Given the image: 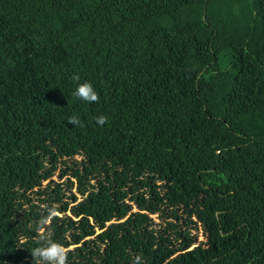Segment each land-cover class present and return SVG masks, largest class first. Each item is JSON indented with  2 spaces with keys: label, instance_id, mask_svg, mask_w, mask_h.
I'll use <instances>...</instances> for the list:
<instances>
[{
  "label": "trees",
  "instance_id": "obj_1",
  "mask_svg": "<svg viewBox=\"0 0 264 264\" xmlns=\"http://www.w3.org/2000/svg\"><path fill=\"white\" fill-rule=\"evenodd\" d=\"M45 206L67 264H264V0H0V264Z\"/></svg>",
  "mask_w": 264,
  "mask_h": 264
},
{
  "label": "clouds",
  "instance_id": "obj_2",
  "mask_svg": "<svg viewBox=\"0 0 264 264\" xmlns=\"http://www.w3.org/2000/svg\"><path fill=\"white\" fill-rule=\"evenodd\" d=\"M75 81H79L78 75L74 76ZM72 96L88 103L99 102V95L94 90L93 85L90 82L78 84L76 90L72 93ZM96 123L100 126L105 125L107 117L104 115L97 116ZM68 123L72 125H79L80 121L76 116H71L68 119ZM46 214H42L35 229L36 236L34 237L37 247L31 249V255L34 258L35 264H67L68 253L71 248H67L64 245L55 242L51 238V232L49 226L53 220L60 217L62 214L56 209V207L45 206ZM135 264H141V257L136 256Z\"/></svg>",
  "mask_w": 264,
  "mask_h": 264
},
{
  "label": "rangeland",
  "instance_id": "obj_3",
  "mask_svg": "<svg viewBox=\"0 0 264 264\" xmlns=\"http://www.w3.org/2000/svg\"><path fill=\"white\" fill-rule=\"evenodd\" d=\"M59 172H60V170L57 171L56 175L53 177L54 179H57L58 178L57 175L59 174ZM64 178H66V177H64ZM47 182L48 181H45V183H47ZM74 190H76V188ZM81 199H82L81 198V195H79V200H81ZM134 209H136V207H134ZM151 216L153 217L154 222H155V224L157 226H160L159 224H164V218H162L160 216V214H152ZM193 234H197L198 243L206 239L205 238V235L203 233V229H202L201 226L199 228L194 229L193 230Z\"/></svg>",
  "mask_w": 264,
  "mask_h": 264
}]
</instances>
